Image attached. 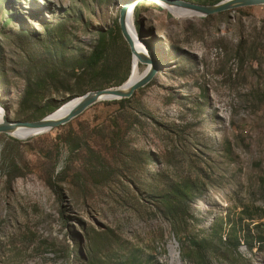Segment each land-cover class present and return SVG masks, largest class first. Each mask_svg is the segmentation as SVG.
I'll return each instance as SVG.
<instances>
[{
    "label": "rangeland",
    "instance_id": "obj_1",
    "mask_svg": "<svg viewBox=\"0 0 264 264\" xmlns=\"http://www.w3.org/2000/svg\"><path fill=\"white\" fill-rule=\"evenodd\" d=\"M127 1L0 0L10 121L129 79ZM133 16L159 65L147 85L0 133V264H264V4L203 17L143 0Z\"/></svg>",
    "mask_w": 264,
    "mask_h": 264
},
{
    "label": "water",
    "instance_id": "obj_2",
    "mask_svg": "<svg viewBox=\"0 0 264 264\" xmlns=\"http://www.w3.org/2000/svg\"><path fill=\"white\" fill-rule=\"evenodd\" d=\"M140 1L143 0H128L120 10L119 22H120L121 32L127 44L129 45L132 53H136L135 45L140 38L138 35L136 39L133 38L132 34L129 32V29L127 28L126 20L129 11H133L135 6ZM157 1H160L164 4H169V5L193 10L195 11V13L198 14V16H203V17L222 13L233 8L264 4V0H224L215 5L193 4V3L185 2L183 0H157ZM145 52L146 54L138 53V57L141 63L151 66L150 70L145 76L134 82L127 90L122 89L120 86H117L113 88H106V89H100L93 92H89L84 96H81L80 97L81 100L78 101L63 117H57V118L45 117L42 120L34 121V122L10 121L4 111V118L3 121L0 123V133H12V131L18 128H25L27 130L28 135L19 139H27L35 135L52 131L53 129L61 125H65L66 123L70 122L72 119L79 116L85 109H87L88 107L99 101L122 100L132 97L137 90L147 85L159 71V65L155 62V60L152 59V57L150 56L149 53H147L146 50Z\"/></svg>",
    "mask_w": 264,
    "mask_h": 264
},
{
    "label": "bare ground",
    "instance_id": "obj_3",
    "mask_svg": "<svg viewBox=\"0 0 264 264\" xmlns=\"http://www.w3.org/2000/svg\"><path fill=\"white\" fill-rule=\"evenodd\" d=\"M167 6L170 8V10H172L173 14H175L176 16H183V15H189V14L195 13V11L190 10V9L177 7V6H173V5H169V4H167ZM133 11H129V13L127 15L126 24H127V28L129 29V32L132 34L133 38L136 39L138 32H137V29H136V26L134 23ZM143 47L144 46H141L139 41L136 42V45H135L136 53H133L134 59H133L132 73H131L129 79L123 85H120V87L122 89L127 90L134 82L141 79L150 70L151 66H148L147 69H145L144 71H141V69H140V59L138 57V53L139 54H143V53L146 54L145 49ZM80 100H81L80 97H78L74 100H71V101L65 103L59 110L55 111L54 113H52L46 117H56V118L57 117H63ZM3 118H4V111L0 109V123L3 121ZM11 134H13L19 138H23V137L28 135L27 130L25 128H18L16 130L12 131Z\"/></svg>",
    "mask_w": 264,
    "mask_h": 264
},
{
    "label": "trees",
    "instance_id": "obj_4",
    "mask_svg": "<svg viewBox=\"0 0 264 264\" xmlns=\"http://www.w3.org/2000/svg\"><path fill=\"white\" fill-rule=\"evenodd\" d=\"M127 100H129V98H127V99H122V100H112V101H110V102L123 104V103H125V101H127ZM173 194H174V195H178L177 192H173ZM195 243H197V242H195Z\"/></svg>",
    "mask_w": 264,
    "mask_h": 264
}]
</instances>
